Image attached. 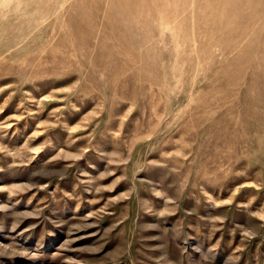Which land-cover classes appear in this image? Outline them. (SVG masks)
Returning <instances> with one entry per match:
<instances>
[{"label":"rangeland","instance_id":"374dc122","mask_svg":"<svg viewBox=\"0 0 264 264\" xmlns=\"http://www.w3.org/2000/svg\"><path fill=\"white\" fill-rule=\"evenodd\" d=\"M0 264H264V0H0Z\"/></svg>","mask_w":264,"mask_h":264}]
</instances>
